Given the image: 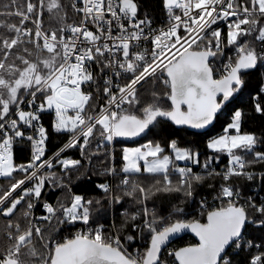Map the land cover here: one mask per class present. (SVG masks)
Returning a JSON list of instances; mask_svg holds the SVG:
<instances>
[{
	"label": "snow or ice",
	"instance_id": "snow-or-ice-1",
	"mask_svg": "<svg viewBox=\"0 0 264 264\" xmlns=\"http://www.w3.org/2000/svg\"><path fill=\"white\" fill-rule=\"evenodd\" d=\"M245 91L249 111L233 103ZM253 114L264 118V0H0V264H264ZM220 115L204 152L162 135ZM50 128L67 138L51 154ZM93 176L101 197L73 191ZM186 231L198 243L171 249Z\"/></svg>",
	"mask_w": 264,
	"mask_h": 264
},
{
	"label": "trees",
	"instance_id": "trees-1",
	"mask_svg": "<svg viewBox=\"0 0 264 264\" xmlns=\"http://www.w3.org/2000/svg\"><path fill=\"white\" fill-rule=\"evenodd\" d=\"M156 2L158 3V0H156ZM70 15H71V13H70ZM11 22L18 23V21L15 18H13L11 20ZM45 26H47L46 18H45ZM255 82L256 81L254 80L253 83H255ZM253 95H255V93H253ZM233 103H234V105L239 106L240 108L244 109L245 111H249L250 110V104L248 102L247 91H245L242 96H238L234 100ZM225 119H226L225 115H220L218 120L215 122V124L211 128H209L208 130H206L204 132H194V131H191V130L187 129L186 127H183V126L171 125L169 122V126L165 130H163L162 135L166 139H177L182 146L191 145V146L198 148V150H200L201 152H204V151H206L205 145H206L207 139L210 136H217V135L222 133L223 127L226 126L225 125ZM45 123L47 126L48 121L45 120ZM262 125H264V118L260 117L259 114H253L252 118L248 121L247 124H245L243 130L260 132ZM151 138H152L151 136L148 137V139H151ZM66 139H67L66 137L61 138V137H58L57 135L53 134L51 132V128H50V140L48 142V152L50 153V152L54 151L55 149H57L63 142H65ZM138 139H140V138H138ZM138 139H136V140H138ZM157 139H159V137H157ZM136 140H132V141L122 140L121 143L122 144L132 143L133 141H136ZM261 150H264V148H261ZM69 154L73 158H79L78 152H76L74 149L69 150ZM15 158H16V163H18V164L19 163H25V162H27V159H28V153L26 151L15 150ZM226 164H227V157L224 156V157H222L220 164L217 166V170H220V168H222ZM254 167H255V170H257V171L264 170V166H261V165H255ZM198 170H199L198 168L194 169V171H198ZM104 180H105L104 177H98V176H93L92 179H82L81 181L77 182L76 186L73 187V191L76 194H82L88 198H90V197H101L103 194L101 191L97 190L96 184L102 183V182H104ZM236 182L242 183L244 185L243 192L246 195H253V193L251 192L250 189L256 182H246V181H242V180H238ZM7 184H8L7 179L0 178V185H7ZM198 192H204L206 195H208L209 199L212 197V195H214V193L211 192V190H209V189H199ZM261 195H264V191L261 192ZM58 196H60L59 191L50 192L48 194V199L50 202H53V201H55L56 197H58ZM155 199H156V202L158 204V207H157L158 214H165L169 210V207H170V205L166 202L167 198L158 196ZM257 199H258V197H257ZM171 200L173 203L178 202L175 197L171 198ZM124 206L125 205H117L118 211H122ZM189 210L191 211V209H189ZM130 211H131V209H130ZM115 219H116L117 226H119V224L122 222V218L117 214ZM111 223H112L111 219L106 218L104 220V224H105L106 229L109 228ZM6 225H7V220L3 216H0V249H2L8 243L7 236L5 233ZM24 226H25L24 222L21 221V227H24ZM73 231H75V229H73ZM127 231L131 232V229L129 228V229H127ZM124 234L125 233L122 232L121 236L123 237ZM65 235H67V233H65ZM174 243L176 245V248H179L182 246L192 245V244L196 243V240L192 236H184V237L180 238L179 240L175 241ZM34 244H36V246L39 247L38 241L34 240ZM136 246L138 247L139 244L137 243ZM126 247H128V246L126 245ZM129 249H132V248L129 247Z\"/></svg>",
	"mask_w": 264,
	"mask_h": 264
},
{
	"label": "water",
	"instance_id": "water-1",
	"mask_svg": "<svg viewBox=\"0 0 264 264\" xmlns=\"http://www.w3.org/2000/svg\"><path fill=\"white\" fill-rule=\"evenodd\" d=\"M216 122V121H215ZM215 122H214V124H215ZM213 124V125H214ZM212 125V126H213ZM212 126H210L209 128H211ZM183 127H186V126H183ZM187 129H189V130H191V131H194V132H204V131H206V130H208V129H205V130H198V129H193V128H188V127H186ZM136 139H138V138H136ZM135 139V140H136ZM128 141H132V140H128ZM184 236H192V237H194V239L196 240V243H198V237H196L195 236V234L194 233H192V232H190V231H186V232H184V233H181V234H179L178 236H176V237H174L172 240H171V242H170V244L171 243H173V242H175V241H177V240H179L180 238H182V237H184ZM195 244V243H194ZM189 246V245H188ZM182 247H185V246H182Z\"/></svg>",
	"mask_w": 264,
	"mask_h": 264
},
{
	"label": "built area",
	"instance_id": "built-area-1",
	"mask_svg": "<svg viewBox=\"0 0 264 264\" xmlns=\"http://www.w3.org/2000/svg\"><path fill=\"white\" fill-rule=\"evenodd\" d=\"M46 124V123H45ZM64 143V142H63ZM62 143V144H63ZM62 144L60 145V146H62ZM59 146V147H60ZM58 147V148H59ZM57 148V149H58ZM57 149H55L54 151H56ZM54 151H52V152H54ZM52 152H50L49 154H51ZM209 199V198H208ZM209 202L211 203L212 202V197L209 199ZM39 214H41V210H40V208L39 207H37V209H36V215H39ZM169 247L171 248V249H177L176 248V245H175V243L173 242V243H171V244H169ZM129 251H132V249H129Z\"/></svg>",
	"mask_w": 264,
	"mask_h": 264
},
{
	"label": "rangeland",
	"instance_id": "rangeland-1",
	"mask_svg": "<svg viewBox=\"0 0 264 264\" xmlns=\"http://www.w3.org/2000/svg\"><path fill=\"white\" fill-rule=\"evenodd\" d=\"M146 142V139H138L136 141H133L132 143H125L124 145L126 146H139V143H144ZM181 166L183 165V162H180Z\"/></svg>",
	"mask_w": 264,
	"mask_h": 264
}]
</instances>
